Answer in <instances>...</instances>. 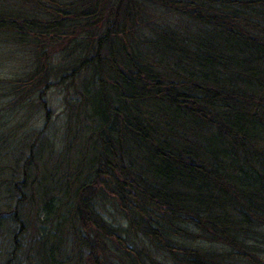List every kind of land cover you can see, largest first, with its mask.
Wrapping results in <instances>:
<instances>
[{
    "label": "trees",
    "instance_id": "trees-1",
    "mask_svg": "<svg viewBox=\"0 0 264 264\" xmlns=\"http://www.w3.org/2000/svg\"><path fill=\"white\" fill-rule=\"evenodd\" d=\"M0 37L6 264H264V0H0Z\"/></svg>",
    "mask_w": 264,
    "mask_h": 264
},
{
    "label": "rangeland",
    "instance_id": "rangeland-1",
    "mask_svg": "<svg viewBox=\"0 0 264 264\" xmlns=\"http://www.w3.org/2000/svg\"><path fill=\"white\" fill-rule=\"evenodd\" d=\"M2 37H0L1 39ZM4 39V38H3ZM5 40V39H4ZM29 60V59H28ZM27 59L25 54H23L21 48H19L16 45L7 44L0 40V121L7 122L8 120H11L9 124L15 122L16 116L12 115V113L9 112L10 110L7 109L8 104L6 103V100H8L5 96L4 89L7 85V82H10L14 79V77L21 75L24 73V70L27 69ZM65 95V90L63 88H60L58 86L52 87L48 91L44 92L42 95V100L45 101V108L50 109V123L48 125V129L45 132L50 139H52L54 142H59L60 138L63 134V126L65 121V112H64V104H63V97ZM9 108V107H8ZM44 112H38V114L30 118L29 120V126L32 132L40 131L45 128V117ZM8 123V122H7ZM44 127V128H43ZM5 129V128H4ZM31 132V133H32ZM100 213H102V216L107 220L108 222L115 223V219L119 220V217L112 212L113 214H108L107 212H104L100 210ZM33 222H29V224ZM34 225V224H33ZM39 226L41 228V231L39 234L43 235L45 233V228L43 225L39 223ZM32 228H28V231L25 235V241L23 242L25 245V248L28 247V240H29V234L32 232ZM1 236L0 233V264H6L7 261H11L9 257V252L11 250V242L10 238L7 235L6 232L2 231ZM24 239V238H23ZM27 257L25 253L22 254V251H20V256L14 261V264H39V257L36 255L34 257L30 258ZM13 262V261H12Z\"/></svg>",
    "mask_w": 264,
    "mask_h": 264
}]
</instances>
